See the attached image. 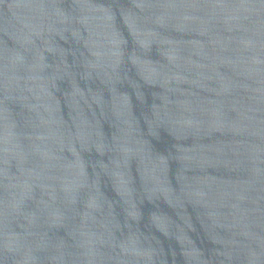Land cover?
<instances>
[{"label":"water","instance_id":"obj_1","mask_svg":"<svg viewBox=\"0 0 264 264\" xmlns=\"http://www.w3.org/2000/svg\"><path fill=\"white\" fill-rule=\"evenodd\" d=\"M0 264H264V0H0Z\"/></svg>","mask_w":264,"mask_h":264}]
</instances>
